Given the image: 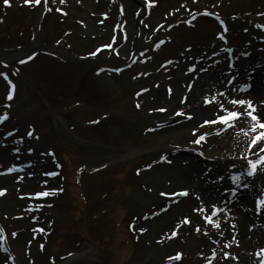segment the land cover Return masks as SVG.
<instances>
[{
    "label": "rangeland",
    "instance_id": "1",
    "mask_svg": "<svg viewBox=\"0 0 264 264\" xmlns=\"http://www.w3.org/2000/svg\"><path fill=\"white\" fill-rule=\"evenodd\" d=\"M261 21L264 0H0V116L17 130L0 149V199L16 208L0 219V264H178L202 239L213 250L194 249L197 264H261L264 164L255 199L229 179L264 155L248 147L261 129L228 103L260 96L222 63ZM220 104L241 116L203 124ZM194 128L219 134L192 145Z\"/></svg>",
    "mask_w": 264,
    "mask_h": 264
},
{
    "label": "snow or ice",
    "instance_id": "2",
    "mask_svg": "<svg viewBox=\"0 0 264 264\" xmlns=\"http://www.w3.org/2000/svg\"><path fill=\"white\" fill-rule=\"evenodd\" d=\"M29 0H24V3H28ZM61 3H64V0H60ZM32 3H39V0H32ZM3 4L5 6H10V0H3ZM217 19L219 20V17H217ZM220 24L223 25V21H220ZM256 27L261 28L264 27L262 25H257ZM224 37L221 36V39H223ZM57 43H59V41H57ZM227 51L231 52L232 49L228 48ZM33 55H35L33 53ZM89 55L91 56H95L96 52H92L89 53ZM28 59H32V56H29ZM21 63H24V61H20ZM115 71H120V69H115ZM0 75H4L3 73H0ZM5 80H7V76H4ZM9 85H11V81H8ZM229 83H231V81H229ZM249 87V85H242L241 86V90L242 91H247V88ZM7 97L8 99L12 98V91L9 90L7 93ZM215 97H213V100L215 101ZM230 105L232 106H237V105H243L246 106L243 115L247 116L250 118L252 124L251 127L252 129H261V131H259L257 133V135L253 136L251 142L249 143L248 147L249 149L252 148L253 145L257 146V150L259 153H264V144L259 143V141H264V110H262L259 113V116L254 114L255 108L254 106L251 104V102L249 100H244V99H231L228 102ZM262 105H264V101L261 102ZM139 105H137L138 107ZM221 111L224 114H218L216 115L215 119H205L203 121V124H217V122L224 124L225 127H231L232 125L230 123H228L229 121L235 120L236 118L241 116V112L238 111H229L227 108H225L224 104H220L219 105ZM248 109H252L251 111H249ZM159 111H163V109H160ZM215 111V109H214ZM6 115L0 116V121H3L6 118ZM241 131H243V129H241ZM211 134H219V133H201L198 136L196 135V129H193V138L190 140V144L192 145H199L201 143V141H203L205 139L206 135H211ZM27 135L31 136L32 133L29 132L27 133ZM29 151H31V149H29ZM202 154V153H201ZM161 159H165L164 157H161ZM247 161V168L245 169V173L248 176H252L254 174V170L257 168L258 165L264 164V155H259V157L257 159H248L247 157L244 158ZM8 171H13V169L9 168ZM229 179H231L234 183H237L238 185L240 184V176H230ZM243 187H247L248 185H242ZM229 189H226V191H228ZM233 196H235L236 194V190L235 189H231ZM37 196H42L45 195L44 192H37L36 193ZM258 203L260 204H264V201H259ZM257 211H259V208H257ZM2 231V230H0ZM177 259H179V254H177ZM261 264H264V261H261Z\"/></svg>",
    "mask_w": 264,
    "mask_h": 264
},
{
    "label": "bare ground",
    "instance_id": "3",
    "mask_svg": "<svg viewBox=\"0 0 264 264\" xmlns=\"http://www.w3.org/2000/svg\"><path fill=\"white\" fill-rule=\"evenodd\" d=\"M263 62V61H262ZM259 64V65H258ZM257 65L258 66H261V62L260 63H258ZM252 66V65H251ZM250 70H251V68H250ZM249 74H251V73H249ZM243 83V81H241V83L240 84H242ZM257 92V89H255L254 90V93H256ZM256 101V100H255ZM262 105V104H261ZM264 109V105H262L261 107H260V111H262ZM260 131V130H259ZM241 138H242V136L240 135V136H237V135H233V136H231L230 137V139H228L227 141H229L230 143L233 141L234 143H236V142H238V141H240L241 140ZM240 139V140H239ZM226 141V142H227ZM257 148H254V150H256ZM257 181H260V179H258ZM176 184V183H175ZM174 184V185H175ZM258 184V183H257ZM179 185H181V184H179ZM183 185V184H182ZM201 184H199V186H200ZM184 187H192V188H195V190H197V185H196V183L193 181V180H191L190 179V181L189 180H187L185 183H184V185H183ZM255 196V195H254ZM251 198V197H250ZM251 202H252V199H249ZM253 204H255V203H253ZM237 205L239 206H242V207H244V208H246L247 210H245L246 212H248V213H251L253 210H252V208L250 207V206H252V203L250 204V205H241V203L240 202H238L237 203ZM236 205V206H237ZM15 206L14 205H9L8 203H7V201H6V199H0V219L2 218V215L3 214H7V216H8V219L10 220V218H9V215H12L13 213H14V211L16 210V208H14ZM246 215H248V214H246ZM256 215V218L255 219H258V221L259 222H262L261 220H262V218L263 217H261L260 216V214H255ZM28 229V226L26 225V224H24V223H19V224H16V225H14V227L9 231L10 232V234L12 233V234H17V233H19V234H21V236L23 237L24 235H26L27 234V230ZM11 234V235H12ZM19 237V239H21L22 237ZM18 240V239H17ZM17 240H16V242H17ZM197 245L198 244H188V246H186V251H187V253L188 254H186L187 256H186V258L180 263V264H197V259H194V257H195V254L193 253L194 251V249L195 248H197ZM201 246H202V244H201ZM206 248H209V246H206V245H204ZM193 254V255H192ZM185 255V254H184ZM232 257H235V258H233L232 260H231V258ZM231 258L229 259V260H231V261H226V263L225 264H251L250 262H247V260L244 258V257H242V256H236V255H234L233 253L231 254ZM2 264H4V263H2Z\"/></svg>",
    "mask_w": 264,
    "mask_h": 264
}]
</instances>
